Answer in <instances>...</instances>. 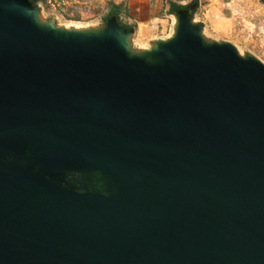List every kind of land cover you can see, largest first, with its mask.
I'll return each instance as SVG.
<instances>
[{
  "label": "water",
  "instance_id": "water-1",
  "mask_svg": "<svg viewBox=\"0 0 264 264\" xmlns=\"http://www.w3.org/2000/svg\"><path fill=\"white\" fill-rule=\"evenodd\" d=\"M33 1L0 0V264H264V64Z\"/></svg>",
  "mask_w": 264,
  "mask_h": 264
},
{
  "label": "rangeland",
  "instance_id": "rangeland-1",
  "mask_svg": "<svg viewBox=\"0 0 264 264\" xmlns=\"http://www.w3.org/2000/svg\"><path fill=\"white\" fill-rule=\"evenodd\" d=\"M121 4L118 23L133 32L134 50L172 36L171 4L190 6L192 19L209 40L233 45L264 64V0H34L43 21L66 29H95L108 23L110 4Z\"/></svg>",
  "mask_w": 264,
  "mask_h": 264
},
{
  "label": "trees",
  "instance_id": "trees-1",
  "mask_svg": "<svg viewBox=\"0 0 264 264\" xmlns=\"http://www.w3.org/2000/svg\"><path fill=\"white\" fill-rule=\"evenodd\" d=\"M110 7H111V12L108 14L107 20L108 22H116L118 21L119 15L121 13L122 5L111 3ZM169 12L171 15L178 14V15H186L187 17H190L193 13V10L191 9L190 6H178L175 4H171V8Z\"/></svg>",
  "mask_w": 264,
  "mask_h": 264
},
{
  "label": "bare ground",
  "instance_id": "bare-ground-1",
  "mask_svg": "<svg viewBox=\"0 0 264 264\" xmlns=\"http://www.w3.org/2000/svg\"><path fill=\"white\" fill-rule=\"evenodd\" d=\"M175 18V17H174ZM175 23H176V20H175Z\"/></svg>",
  "mask_w": 264,
  "mask_h": 264
}]
</instances>
